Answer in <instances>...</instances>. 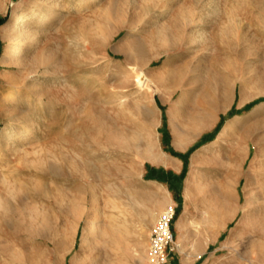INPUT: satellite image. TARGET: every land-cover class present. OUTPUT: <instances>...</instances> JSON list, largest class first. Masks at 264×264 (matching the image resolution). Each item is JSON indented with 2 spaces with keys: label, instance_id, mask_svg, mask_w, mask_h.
I'll return each instance as SVG.
<instances>
[{
  "label": "rangeland",
  "instance_id": "1",
  "mask_svg": "<svg viewBox=\"0 0 264 264\" xmlns=\"http://www.w3.org/2000/svg\"><path fill=\"white\" fill-rule=\"evenodd\" d=\"M38 5L37 44L3 63V28ZM134 42L159 91L114 51ZM263 104L264 0H0V264H152L168 206L165 264H264V206L244 243L229 242L264 188Z\"/></svg>",
  "mask_w": 264,
  "mask_h": 264
},
{
  "label": "bare ground",
  "instance_id": "2",
  "mask_svg": "<svg viewBox=\"0 0 264 264\" xmlns=\"http://www.w3.org/2000/svg\"><path fill=\"white\" fill-rule=\"evenodd\" d=\"M45 1H48V0H45ZM96 2H98V0H88V3L90 5H93L95 4ZM55 4V3H54ZM83 4V3H81ZM169 3H167L168 5ZM167 5L166 7L164 8V11L167 9ZM170 5V4H169ZM52 6V5H51ZM83 6V5H81ZM80 6L79 9H82ZM57 8V7H56ZM56 8H53V6L50 8L52 11L56 10ZM80 11V10H79ZM42 12V11H41ZM45 12V11H44ZM55 13V12H53ZM164 14V13H163ZM48 15V14H47ZM159 15V14H157ZM52 16V15H51ZM50 16V17H51ZM161 16V15H160ZM41 16V13H40V9H39V5L37 7H34L32 8L29 12H25L23 13L21 16H20V19L14 23H10L9 25H7L6 27L3 28L2 30V33L4 35V37L6 38L7 40V45H6V49H5V52H4V57L2 59V62L3 63H6L8 61H15V62H18L21 60L20 56L22 54V52L24 51H29V50H32L35 45L37 44L38 42V28L39 27H36V25L38 23H42L48 19L43 17L42 19ZM48 22V21H47ZM51 22V19L50 21ZM43 24V23H42ZM48 24V23H46ZM34 26V27H33ZM122 29H117L116 30V33L118 34ZM115 33V32H114ZM116 34V35H117ZM158 35H159V38L160 39H163L165 42H166V39L163 37V31L162 29H159L158 31ZM114 51L116 53H119V54H123L124 57L126 56L128 59L131 60V63L132 61L134 62V64L132 65L133 69L135 70V72L137 71L138 72V75H136L137 77V80H138V83H140V85L142 86L144 80L147 82V84H151L153 87L156 88V90L159 91V77H160V74H156V75H151L150 73L146 72L145 68H144V61H143V54H142V48H141V45L139 44H135L134 43H126V44H123L119 47H116L114 48ZM50 53V52H49ZM51 56V55H50ZM43 57V56H42ZM46 57V55H45ZM48 54H47V58H48ZM51 58V57H50ZM53 58V57H52ZM51 58V59H52ZM157 58H158V54H157ZM127 59V60H128ZM42 60V59H41ZM48 60V59H47ZM57 60V59H56ZM43 61V62H42ZM39 62V60H33L32 61V64H33V68L35 70V72H40L41 67L45 66L46 63V59L42 60ZM51 61V60H50ZM58 61V60H57ZM55 62V61H54ZM56 63V62H55ZM54 63V64H55ZM32 64H30L32 66ZM52 64V63H50ZM53 64V65H54ZM58 64V63H57ZM46 67V66H45ZM52 67V65H51ZM58 67V66H57ZM47 68V67H46ZM53 68V67H52ZM132 69V70H133ZM34 70H32L31 73L34 72ZM131 70V72H132ZM48 72L47 70H45V73ZM30 73V74H31ZM134 73V72H133ZM137 74V73H136ZM167 74V73H166ZM170 74V73H169ZM31 76V75H30ZM164 77V76H163ZM36 78V77H35ZM19 81V80H18ZM127 81V80H126ZM21 83V82H20ZM226 86V85H225ZM37 87V86H36ZM39 87V86H38ZM188 87V86H186ZM183 88V87H182ZM155 90V91H156ZM39 91V90H38ZM12 94L13 92L11 93H8L7 94V99H11L12 98ZM117 94V93H116ZM186 89H184V92H183V95L181 97V99L178 101V108H179V113L177 114H174L175 117L177 116H181L182 112H184L185 108H183L184 103L186 101ZM6 99V100H7ZM222 99V98H221ZM42 101V100H41ZM246 101V99L243 97V99L241 100V104H244ZM177 104V103H176ZM213 107V106H212ZM216 107V106H215ZM205 109V108H204ZM262 110H264V104L263 105H260L258 107H256L253 112L255 114H258L260 113ZM174 117V118H175ZM179 118V117H178ZM243 120L244 118L243 117H238L237 119L235 118V120H232L230 121L227 126H225V129H223V131H221L219 133V136L217 137V142L221 141V140H224L226 138H228L229 136H231L237 126H239L240 123H243ZM196 124L198 125L199 129H201L202 131L207 129L209 127V121H208V115L205 111L202 110H199L198 113H197V120H196ZM211 123V122H210ZM35 129V128H34ZM33 130L32 129H28V131L24 134L21 135L20 138L24 137L22 140H26L30 137V135L32 134ZM17 133V132H16ZM18 135V134H17ZM33 135V134H32ZM13 136V135H12ZM32 137V136H31ZM19 138V137H18ZM130 140V139H129ZM6 142V141H5ZM8 143V142H7ZM124 145V144H123ZM216 145V144H215ZM148 148V147H146ZM147 154H150V150H147L146 151ZM203 159H206L204 153L202 155ZM159 160H162V158H157ZM155 162V161H154ZM260 174H264V158H263V164H262V169L260 171ZM260 185V184H259ZM263 185V184H261ZM259 188V187H258ZM260 189H262V191L259 193V192H254L256 196L255 198V201L253 202H250L247 204V206L245 207V217L246 219L244 218L243 220V223L240 224L239 226V233L237 235V237H234L232 236L230 239H229V242L232 244V247L235 248V249H238L245 241V239L247 238V232H249V230L252 228V222L248 221L250 220V216H254L255 215V212H257L258 210L261 209V207L264 206V188L263 187H260ZM254 203V204H253ZM251 205V207L249 206ZM242 208V207H241ZM96 211V209H94ZM93 210V211H94ZM235 209H231L228 213V218H234L236 215H237V211H234ZM207 213V216L209 219L211 220H215V215L213 213L212 210H207L206 211ZM156 214L154 213L153 214V218H155ZM93 217V216H92ZM152 218V219H153ZM89 220V219H88ZM97 219L95 217L91 218L89 221H90V225L92 227V229L94 230L96 227H97ZM215 222V225L217 227H220L221 225L217 224L216 221ZM255 222V221H254ZM220 231V230H219ZM67 243V242H66ZM64 245V243H63ZM264 246L261 247V249L263 248ZM234 249V251H235ZM247 250V249H246ZM262 251V250H261ZM253 254V253H252ZM251 254V255H252ZM240 256V255H239ZM243 256V255H242ZM241 257V256H240ZM243 259H245V257H242ZM247 259V258H246ZM150 261V260H149ZM74 264H81V262L79 263V261H75Z\"/></svg>",
  "mask_w": 264,
  "mask_h": 264
},
{
  "label": "built area",
  "instance_id": "3",
  "mask_svg": "<svg viewBox=\"0 0 264 264\" xmlns=\"http://www.w3.org/2000/svg\"><path fill=\"white\" fill-rule=\"evenodd\" d=\"M177 215L175 206L163 210L149 235V260L152 264H165L174 251L175 233L173 221Z\"/></svg>",
  "mask_w": 264,
  "mask_h": 264
}]
</instances>
